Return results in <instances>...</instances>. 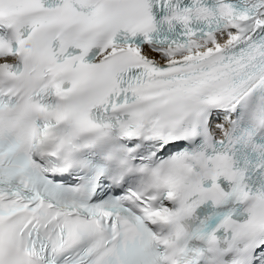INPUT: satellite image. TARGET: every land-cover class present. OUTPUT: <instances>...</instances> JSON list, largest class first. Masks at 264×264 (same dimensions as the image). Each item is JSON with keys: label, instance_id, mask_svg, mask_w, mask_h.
<instances>
[{"label": "snow or ice", "instance_id": "snow-or-ice-1", "mask_svg": "<svg viewBox=\"0 0 264 264\" xmlns=\"http://www.w3.org/2000/svg\"><path fill=\"white\" fill-rule=\"evenodd\" d=\"M0 264H264V0H0Z\"/></svg>", "mask_w": 264, "mask_h": 264}]
</instances>
